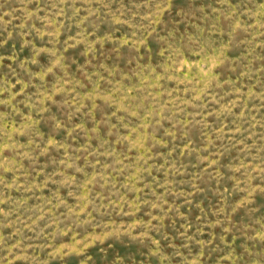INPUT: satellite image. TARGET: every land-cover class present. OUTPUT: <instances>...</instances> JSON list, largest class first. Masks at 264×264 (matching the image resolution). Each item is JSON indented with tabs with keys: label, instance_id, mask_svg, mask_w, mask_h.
Listing matches in <instances>:
<instances>
[{
	"label": "rangeland",
	"instance_id": "obj_1",
	"mask_svg": "<svg viewBox=\"0 0 264 264\" xmlns=\"http://www.w3.org/2000/svg\"><path fill=\"white\" fill-rule=\"evenodd\" d=\"M0 264H264V0H0Z\"/></svg>",
	"mask_w": 264,
	"mask_h": 264
}]
</instances>
